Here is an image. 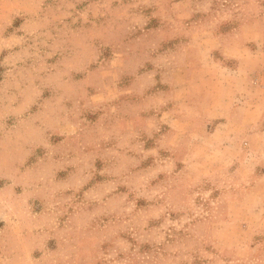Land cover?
<instances>
[{"label":"rangeland","instance_id":"374dc122","mask_svg":"<svg viewBox=\"0 0 264 264\" xmlns=\"http://www.w3.org/2000/svg\"><path fill=\"white\" fill-rule=\"evenodd\" d=\"M254 24L264 0H0V264H264V192L208 126L161 148L177 55Z\"/></svg>","mask_w":264,"mask_h":264},{"label":"crops","instance_id":"0c3cea01","mask_svg":"<svg viewBox=\"0 0 264 264\" xmlns=\"http://www.w3.org/2000/svg\"><path fill=\"white\" fill-rule=\"evenodd\" d=\"M251 29L245 39L237 30L209 45L188 47L186 77L177 55L176 68L167 74L170 86L160 93L168 105L163 117L172 127L161 148L181 153L190 142L196 146L198 133L208 126L210 161L218 164L217 157L225 156L235 166L231 174L241 180L244 196L264 192V29L259 24ZM216 49L234 64L216 60ZM205 54L213 56L210 64Z\"/></svg>","mask_w":264,"mask_h":264}]
</instances>
